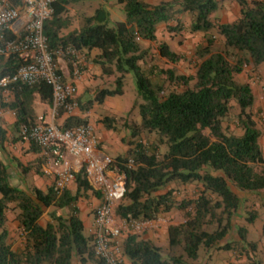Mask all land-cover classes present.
Instances as JSON below:
<instances>
[{
	"label": "trees",
	"instance_id": "16d2710c",
	"mask_svg": "<svg viewBox=\"0 0 264 264\" xmlns=\"http://www.w3.org/2000/svg\"><path fill=\"white\" fill-rule=\"evenodd\" d=\"M115 1L122 6L123 19L112 26H108V11L97 6L90 14L81 12L76 27L62 33L73 19L70 8L79 1L54 0L42 33L52 52L67 56L71 49H96L93 60L100 73L113 76L109 86H98L90 98H75L82 113L93 103L121 94L125 75L132 76L137 118L121 123L129 130L126 143L130 147L113 161L121 164L131 158L133 163L121 165L124 192L113 214L146 220L177 211L181 220L166 226L163 251L153 241L127 232L118 239L120 255L129 264H186L183 257L195 261L202 245L208 251L231 252L235 259L243 257L241 264H263L256 256V241L246 239L247 228L235 224L246 194L259 200L243 216L247 223L256 218L257 208L264 209V154L259 145L264 125L258 122L249 84L235 76L249 64L252 71L264 64V0H233L237 16L225 23L213 17L218 0ZM181 14H188L187 26ZM160 25L173 34L182 30L201 33L202 40L191 54L192 73L179 72L174 64L184 56L166 41H156ZM153 59H162L169 66L164 68ZM23 62L14 53L0 55V77L13 73ZM35 98L50 104L49 85L15 82L5 90L0 88V107L10 109L15 118L17 136L10 137L11 141L22 140L20 126L36 121ZM100 120L105 128L119 131L115 118L103 116ZM86 122V116H69L61 128ZM153 133L155 144L139 139L141 134ZM6 140L0 125L2 151ZM13 164L23 174L32 167L18 160ZM73 183L74 190L60 192L54 183L45 190L35 186L22 190L8 182L6 166L0 160V264H102L93 254L91 235L84 232L76 215V200L93 190L83 168L75 172ZM170 183L194 184L196 190L192 196L176 198ZM45 209L48 219L41 223ZM8 211L13 212L21 237L15 248L7 229Z\"/></svg>",
	"mask_w": 264,
	"mask_h": 264
},
{
	"label": "built area",
	"instance_id": "2783aa9c",
	"mask_svg": "<svg viewBox=\"0 0 264 264\" xmlns=\"http://www.w3.org/2000/svg\"><path fill=\"white\" fill-rule=\"evenodd\" d=\"M85 1V0H77ZM54 0H0V55L14 53L24 62L11 74L0 77V88L23 82L43 81L51 90V109L70 114L78 108L73 80L81 74L82 55L67 50L71 80L65 81L55 64L60 51L49 50L42 33V23L52 13ZM18 135L23 141L40 150L43 172L52 175L55 188L60 192L83 168L91 188L99 193V202L92 211L88 234L92 237L93 254L102 264H124L118 249V239L127 232H141L165 224L161 215L139 220L124 219L113 214V207L124 192L123 166L132 165V159L117 164L97 149V139L88 123L60 128L38 117L33 124L22 125Z\"/></svg>",
	"mask_w": 264,
	"mask_h": 264
},
{
	"label": "crops",
	"instance_id": "0c3cea01",
	"mask_svg": "<svg viewBox=\"0 0 264 264\" xmlns=\"http://www.w3.org/2000/svg\"><path fill=\"white\" fill-rule=\"evenodd\" d=\"M227 7V8H225ZM230 11V17H228L227 11ZM218 13L221 15L220 20L218 16L215 14ZM238 9L237 5L233 0H218L217 9L213 14V17L217 18L219 23L230 22L237 16ZM92 50V49H91ZM91 50H82L76 51L82 55V69L81 74L77 79L73 80V84L75 86V98L80 100H86L90 98L94 92V90L99 86H109L112 83L113 76H105L100 73L99 67L94 63L93 57L97 53V51L90 52ZM92 55L90 56V54ZM55 64L62 75V78L65 81H70L71 76V68L70 61L68 55H63L61 53L56 54L55 56ZM251 65H247L240 73L236 76L239 78V81H246L253 94V108L257 115L259 116L261 121L264 119V64H260L256 70L252 71ZM3 100H7V94L2 93ZM9 98V97H8ZM110 97H106L103 100V104L106 105V99ZM100 103V104H102ZM96 103H93L89 109L82 113V111L77 108L73 110L70 114H64L61 111H57L55 113L52 112L51 103L46 104L42 103L38 99H34L33 101V111L35 117H41L46 122H52L56 126L61 128L63 121L69 116H77L82 117L86 116L87 122L93 131L97 139V149L99 152L103 154H107L112 158L116 155L124 154L130 145L126 143V139H124L125 132L122 129L119 131H113L112 129H107L101 123V118L97 117L95 113H93V108L96 107ZM36 118V119H37ZM14 114L13 112L6 108L0 107V125L5 131V135L7 140L4 142L5 151L0 150V160L5 164L6 170L8 173V182L11 179L12 175L17 178L16 186L22 190H25L28 186H35L41 190H45L48 186L53 183V178L51 174L43 172V167L41 164L40 150L38 147H34L32 144L16 139L15 141H11L10 137H16L17 131L13 128L14 123ZM261 123V122H260ZM262 124V123H261ZM259 145L261 150L264 152V132L262 136L259 138ZM13 160H18L23 165L30 164L32 167L26 173L23 174L19 172L17 168L14 167ZM37 169L36 172L35 170ZM27 174L31 176L30 181L26 179ZM18 182V183H17ZM68 189L74 190L75 184L73 181L69 183L67 186ZM99 202V193L95 190H87L83 196L79 197L75 202L76 215L81 220L83 225L84 232L88 233V228L92 224V211L93 208ZM61 210H58L60 212ZM67 212V210H64ZM48 209H45L41 219L39 220L41 223H44L47 217ZM7 220L10 221L6 213ZM11 226L7 229L9 232L10 240L13 242V248L20 246L21 237L19 232L17 231V222L13 218H11ZM162 227L153 228L138 232L137 235L143 239H149L154 242V239L161 235ZM124 264H129L124 256H121ZM264 264V258H261ZM234 260L233 258H228L223 264H228ZM74 264H80L75 262ZM89 264V263H87Z\"/></svg>",
	"mask_w": 264,
	"mask_h": 264
},
{
	"label": "rangeland",
	"instance_id": "374dc122",
	"mask_svg": "<svg viewBox=\"0 0 264 264\" xmlns=\"http://www.w3.org/2000/svg\"><path fill=\"white\" fill-rule=\"evenodd\" d=\"M148 2H156L158 0H146ZM97 6H103L109 13V22L108 26H112L114 21L123 19V12L121 9V5L116 3L115 0H85V1H79L78 3L74 4L70 8V14L73 16V19L69 25V27L66 30H63L62 33H65L67 30H70L72 28H75L78 24V21L80 20L81 12L85 15L90 14L92 10ZM227 8V7H225ZM227 11L228 17H230V11L228 9H225ZM218 16V19L220 20L221 15L218 13L215 14ZM183 23L185 26H187V23L189 22V16L188 14H181L180 15ZM214 33V31H211ZM157 39L156 41H166L169 45V47L182 54L184 56V60L178 61L174 66L179 72H182L184 74H190L193 72V62L191 60V54L193 52L194 46L199 43L202 40L201 33H189L186 30H182L179 34H173L171 31H167L163 25H160L157 30ZM155 43L153 42L150 44V47L152 51L154 52ZM147 43H144V46ZM97 51L96 49H92L90 52ZM92 53L90 54V56ZM189 59V60H188ZM156 63L160 64L162 67H168L169 63L164 62L162 59L155 60ZM235 79L239 80L237 76H235ZM136 99V92L134 88V83L131 74L125 75L124 82H123V88L122 93L119 95L111 96L110 98H107L106 105L98 104L96 107L93 108V113L97 115V117L101 118L103 116H111L115 118V124L117 126L120 125V129L122 128V131L125 132L124 139L127 138L129 135V130H125L123 127H121V123L128 119H135L137 118V107L134 105V101ZM264 119V118H263ZM258 122H261L262 125H264V120L261 121L260 117L258 116ZM230 128H232V124H229ZM206 133V130H204ZM139 139L143 143H157L155 134H141L139 136ZM158 150L162 151L163 146L159 145ZM264 154V152H263ZM31 176L27 174L26 179L30 181ZM17 178H15L14 175H12L11 179H9V182L13 185L16 184ZM18 183V182H17ZM169 188H174V193L176 198L180 197H186V196H192L193 193L196 190V187L194 184H187V185H180L176 183H170L168 185ZM27 190V188H25ZM246 201L242 204L241 208V216L236 218L235 224L238 226H245L247 228L246 233V239L247 241H256L257 243V250H256V256L259 258H264V209L263 208H257V216L256 218L250 222L247 223L245 218L243 216H246V214L249 212L251 207H257V204L259 202L257 196L246 194ZM13 212L8 211L7 216L10 218V221L8 222V227L11 225V221L13 218ZM165 218V224L161 225L162 232L161 235H159L157 238L154 239V243L161 247L162 251L166 248L167 244V234L165 233V228L169 223H175L181 220V216L177 211H169L165 214L161 215ZM159 228V227H158ZM232 234L234 235V232L232 231ZM197 259L195 261L189 260L185 257H183L186 261V264H223L225 261H227L228 258H233L231 262L228 264H241L243 261V257L241 259H235L234 255L231 252L223 251V250H207L202 245L198 247L197 250Z\"/></svg>",
	"mask_w": 264,
	"mask_h": 264
}]
</instances>
